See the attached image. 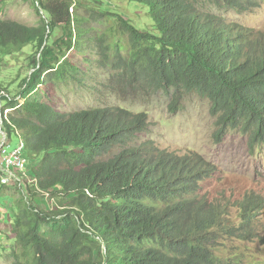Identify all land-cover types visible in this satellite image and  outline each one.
<instances>
[{"label":"trees","instance_id":"obj_1","mask_svg":"<svg viewBox=\"0 0 264 264\" xmlns=\"http://www.w3.org/2000/svg\"><path fill=\"white\" fill-rule=\"evenodd\" d=\"M32 1L41 15L38 26L0 18V61L35 48L23 102L1 97L6 140L18 136L29 166L37 163L30 199L13 209L14 264H221L216 250L222 239L264 244V199L253 191L235 201L200 194L214 166L196 152H166L141 142L146 114L121 108L62 112L42 100L50 84L78 78L70 52L88 53L90 44L111 51L114 45L123 62L120 82L127 77L172 91L171 110L194 92L210 101L218 134L243 127L251 142L264 143V31L223 22L201 11L199 0H129L147 8L157 33L88 1ZM208 1L240 12L255 2ZM101 22L110 23L103 32L93 25ZM40 195L61 203L55 213L35 206Z\"/></svg>","mask_w":264,"mask_h":264},{"label":"rangeland","instance_id":"obj_2","mask_svg":"<svg viewBox=\"0 0 264 264\" xmlns=\"http://www.w3.org/2000/svg\"><path fill=\"white\" fill-rule=\"evenodd\" d=\"M80 1L91 2L99 8L118 14L139 30L157 33L147 8L134 2ZM199 2L201 11L212 13L223 22L238 23L255 32L264 31V0H255L254 3L245 5L242 12L216 6L208 0ZM80 11L88 16L85 8ZM0 18L38 26L41 15L32 0H0ZM107 24L110 25L107 22L93 25L99 26L103 32L108 27ZM109 43H112V38ZM109 48L111 51L100 48V45L90 44L86 47L88 53L76 50L70 52L68 56L71 62L81 70L78 78L50 84L44 89L46 94L42 95V100L48 101L62 112L88 108H121L133 114H146L148 130L140 135L141 142L147 141L149 146L166 152H196L214 166L215 173L201 183L200 194L211 201L223 198L235 201L253 191L264 199V143L251 142L249 130L243 127H231L225 134H218L221 124L219 117L211 109L210 101L194 92L184 96L177 110H171L172 91L166 93L153 89L147 83L139 85L135 79L131 80L126 76L120 82L119 72L122 69L119 65L123 66V62L115 55L114 45ZM34 52L35 48L30 46L24 52L5 56L0 61V84L5 88L0 94V118L5 105L1 97L9 95L18 98L20 103L23 102L20 92L33 70L31 56ZM125 52H121V57H125ZM6 139L0 120V154H10L20 144L18 136ZM30 164L31 166L28 163L29 167L25 172H18L19 177L13 178L8 185L0 182V264H14L12 253L17 244L11 232L13 209L24 199H30L28 190L34 181L31 168L37 163L33 161ZM33 201L38 209L49 210L50 213H55V208L61 205L49 195L37 196ZM235 213L236 211L232 212L233 219L236 217ZM260 222L263 229L261 235L264 236V209ZM102 250V247L99 248L97 255ZM216 255L221 258V264H264V244L258 239L239 241L226 238L217 245Z\"/></svg>","mask_w":264,"mask_h":264},{"label":"built area","instance_id":"obj_3","mask_svg":"<svg viewBox=\"0 0 264 264\" xmlns=\"http://www.w3.org/2000/svg\"><path fill=\"white\" fill-rule=\"evenodd\" d=\"M4 146H1L3 148ZM28 154L23 142L14 149L10 154H0V182L8 185L13 178H17L18 172L26 170L28 163Z\"/></svg>","mask_w":264,"mask_h":264}]
</instances>
